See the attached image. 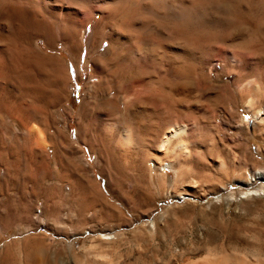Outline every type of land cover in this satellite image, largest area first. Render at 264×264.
<instances>
[{
  "label": "rangeland",
  "instance_id": "rangeland-1",
  "mask_svg": "<svg viewBox=\"0 0 264 264\" xmlns=\"http://www.w3.org/2000/svg\"><path fill=\"white\" fill-rule=\"evenodd\" d=\"M248 35L262 58L257 64L234 65V50L214 43L215 60L187 83L185 102L146 105L189 125L183 166L169 157L162 163L174 169L166 164L164 172L144 161V146L122 153L120 133L107 127L127 118L124 95L103 111L87 90L98 82L93 60L105 56L106 38L79 59L40 41L45 54L66 59L72 83L63 101L41 104L48 107H40L39 119L13 90H0V264H234L223 256L264 257V183L247 188L235 181L264 171V124L255 135L247 132L254 117L240 88L260 72L264 79V47L256 49L259 42ZM101 110L107 117L99 118ZM31 124L43 126L42 138L25 133ZM40 147L46 161L33 150Z\"/></svg>",
  "mask_w": 264,
  "mask_h": 264
},
{
  "label": "bare ground",
  "instance_id": "bare-ground-1",
  "mask_svg": "<svg viewBox=\"0 0 264 264\" xmlns=\"http://www.w3.org/2000/svg\"><path fill=\"white\" fill-rule=\"evenodd\" d=\"M95 15L99 21L89 33L87 28L96 21ZM249 32L259 42L256 49L264 47V0H0V90H13L28 107L30 117L38 118L40 107L45 106L41 104L63 101L72 83L66 59L45 54L39 42L52 51L60 45L71 59H79L87 46L93 55L106 38L109 47L105 56L93 60L98 82L91 83L87 90L102 101L101 106L97 105L102 110L118 107V97L124 95L127 118L109 120L107 127L120 133L122 153L144 146L148 150L144 161H155L156 171L164 172L166 164L174 169L172 163H162L166 158L173 157V162L183 164L188 153L184 137L189 125L167 114H157L146 105L185 102L187 83L215 60L211 53L214 43L234 50L230 56L234 65L257 64L262 58L257 56ZM259 77L240 84L249 95L246 108L254 117L252 126L245 129L253 135L264 124V96L258 99L264 91V79ZM113 88L117 95L110 98ZM102 110L99 118L106 116ZM87 111L85 107L79 120ZM43 130L37 125L24 128L27 135L39 138L44 136ZM144 130L151 132L150 139H143ZM33 150L46 161L44 148ZM240 176L235 181L247 188L253 181L264 183V171L254 172L250 178ZM230 257L234 264H264L262 256L227 253L224 261Z\"/></svg>",
  "mask_w": 264,
  "mask_h": 264
}]
</instances>
